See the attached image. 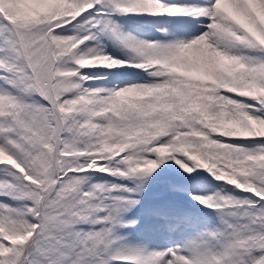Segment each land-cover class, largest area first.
Returning <instances> with one entry per match:
<instances>
[{
    "label": "snow or ice",
    "instance_id": "6c2138e0",
    "mask_svg": "<svg viewBox=\"0 0 264 264\" xmlns=\"http://www.w3.org/2000/svg\"><path fill=\"white\" fill-rule=\"evenodd\" d=\"M117 14L201 26L147 41ZM89 68L143 75L93 87L106 78ZM168 160L249 195L193 193L218 223L163 249L124 242L121 214ZM0 264H264V0H0Z\"/></svg>",
    "mask_w": 264,
    "mask_h": 264
},
{
    "label": "rangeland",
    "instance_id": "374dc122",
    "mask_svg": "<svg viewBox=\"0 0 264 264\" xmlns=\"http://www.w3.org/2000/svg\"><path fill=\"white\" fill-rule=\"evenodd\" d=\"M123 30H124V32H125L126 35H129L130 29H129L128 26H125Z\"/></svg>",
    "mask_w": 264,
    "mask_h": 264
}]
</instances>
